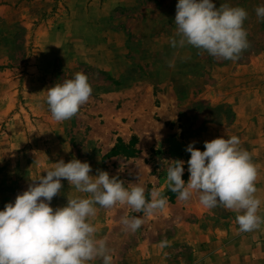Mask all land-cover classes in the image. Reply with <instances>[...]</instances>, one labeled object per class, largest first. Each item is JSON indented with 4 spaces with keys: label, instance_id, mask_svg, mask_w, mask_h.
<instances>
[{
    "label": "rangeland",
    "instance_id": "374dc122",
    "mask_svg": "<svg viewBox=\"0 0 264 264\" xmlns=\"http://www.w3.org/2000/svg\"><path fill=\"white\" fill-rule=\"evenodd\" d=\"M61 1L0 0V210L60 159H79L91 165V175L107 171L126 187L139 183L149 200L153 188L168 198L166 208L151 216L127 205L96 206L92 223L97 238L106 239L113 264H189L194 254L210 249L211 238H225L236 213L222 206L205 209L198 194L188 202L178 200L167 189L162 162L185 161L182 179L187 182V145L195 141L203 151L205 141L235 135L252 156L257 181H264V149L246 148L250 135L255 145L258 137L264 140L257 133L259 121L234 110L259 105L243 103V97L257 99L256 83L264 78V20L255 13L264 0H213L217 8L228 3L248 12L244 28L250 47L236 61L199 54L191 46H170L178 0H137L133 9L114 10L104 27L94 15L83 28ZM22 2L36 7L31 18L16 16ZM41 26L58 31L61 44L68 32L75 47L61 51L52 70L33 71L39 65L35 32ZM39 60L44 65L46 56ZM77 72L88 76L92 95L76 116L57 122L46 103L47 89ZM249 126L253 135L243 132ZM61 183L51 201L54 209L65 206L67 197L85 195L67 180ZM125 215L142 217L144 223L136 232L126 231L120 223Z\"/></svg>",
    "mask_w": 264,
    "mask_h": 264
},
{
    "label": "clouds",
    "instance_id": "9594fccd",
    "mask_svg": "<svg viewBox=\"0 0 264 264\" xmlns=\"http://www.w3.org/2000/svg\"><path fill=\"white\" fill-rule=\"evenodd\" d=\"M255 13L264 20V6H258ZM247 18L243 7L228 3L217 8L213 0H178L170 46L178 50L191 46L199 54L206 52L215 58L236 61L250 47L244 28ZM168 66L174 67V61ZM92 91L83 72L48 88L46 103L52 118L57 122L72 119L88 102ZM194 144L195 141L186 147L190 153L187 182L182 179L185 161L162 162L166 166L167 189L177 194L180 201L188 202L193 194H198L205 209L222 206L236 213L241 233L260 229L264 217L258 215V169L249 151L240 146V139L235 135L217 137L205 141L203 151ZM45 172L0 210V264H91L97 259L113 264L106 239L97 238L98 230L92 223L97 215L96 206L112 209L127 205L136 213L151 216L168 204L160 189L153 188L149 200L139 183L126 187L123 180L103 170L91 175V165L79 159L67 163L60 159ZM62 180L85 195L67 197L65 206L54 209L51 201L60 194ZM120 223L126 231L136 232L144 219L125 215ZM166 245L165 240L160 246Z\"/></svg>",
    "mask_w": 264,
    "mask_h": 264
},
{
    "label": "crops",
    "instance_id": "0c3cea01",
    "mask_svg": "<svg viewBox=\"0 0 264 264\" xmlns=\"http://www.w3.org/2000/svg\"><path fill=\"white\" fill-rule=\"evenodd\" d=\"M62 3L68 6L72 11V16L78 17V21H81L82 28L84 27V22L89 21L90 16H96L99 22L106 25L112 12L118 8L121 9H133L137 5V0H62L59 2L61 6ZM39 5V4H38ZM36 11V7L32 3L22 2L19 8L15 10V14L18 19H28L31 18ZM108 31L106 34H109ZM83 34V33H82ZM60 33L54 31L52 28H43L42 26L35 32V46H37V62L38 67L33 68V71L38 70H52L54 66V61L57 55L62 51L69 53V50H73L75 47L74 42L71 41L69 44V33L67 32L64 39V44L56 41ZM83 36V35H82ZM120 35H110V37H115L116 39ZM42 56H46V62H41L39 59ZM35 69V70H34ZM257 91L254 92V96L257 99H252V95H246V99L243 97V103L258 102L257 106H250L247 108L234 107L235 114L237 116H242L248 118L249 120L256 117L259 121L257 127V133L264 135V78H258ZM233 105H236L233 103ZM246 106V105H245ZM247 110L248 114L245 113ZM242 113V114H241ZM251 126V125H250ZM248 127L247 130H243L245 134H254L253 129ZM256 141L253 140V136L250 135V140L247 142L246 148H256L264 149V140L258 137ZM255 145V146H254ZM261 164L264 162L261 161ZM257 193L256 196L261 200L260 209L258 215L264 217V181H257L256 183ZM181 226V225H179ZM210 249L205 251L199 257H196L190 261L189 264H264V224L261 225L260 229L253 232H239V226L237 222L231 230L226 231V236L224 239L211 238ZM195 252H199L194 248Z\"/></svg>",
    "mask_w": 264,
    "mask_h": 264
}]
</instances>
